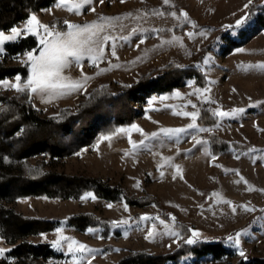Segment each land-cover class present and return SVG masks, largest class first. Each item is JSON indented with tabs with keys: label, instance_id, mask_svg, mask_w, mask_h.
I'll return each instance as SVG.
<instances>
[{
	"label": "rangeland",
	"instance_id": "obj_1",
	"mask_svg": "<svg viewBox=\"0 0 264 264\" xmlns=\"http://www.w3.org/2000/svg\"><path fill=\"white\" fill-rule=\"evenodd\" d=\"M58 4L56 0L33 14L57 31L67 30L65 21L81 26L103 24L100 35L113 38L116 55L105 46L104 56L95 66L85 56L79 66L65 69L68 82H80L84 88L49 101L48 97L18 93L3 85L5 80L15 83L17 74L24 82L30 71L22 63L25 53L40 47L14 53L9 44L21 38L6 41L0 46V62L27 67L28 72L0 78V94L28 97L41 116L59 120L78 114L104 93L124 91L166 68L194 73L183 76L182 83L171 90L133 100V119L119 126L112 124L91 143L65 156L42 152L25 158L29 166H39L44 172L98 178L118 189L117 199L87 190L78 197L31 194L8 201V206L26 216L56 222L53 228L26 237L54 250V255L39 258L36 264H74L76 259L81 264L88 259L91 264H118L133 253L177 250L182 252L179 259L166 264H239L243 259L264 258V68L259 67L264 65V0H168L167 4L164 0H91L88 4L68 0L73 9L80 5L78 12ZM30 16L13 27L23 28ZM245 16L247 21L235 27ZM101 17L112 19L108 23ZM11 28L0 31L10 35ZM235 109L244 111L234 117L213 115L214 111ZM193 111L199 112L196 121L184 115ZM193 123L197 128L179 137H152L163 128L188 129ZM132 125H138L143 134L119 131ZM106 135L112 139L101 140ZM193 136L202 143H196ZM129 137L138 145L144 143L133 151ZM88 193L95 199L82 200ZM244 205L254 210L245 211ZM232 207H236L235 212ZM86 215L90 218L84 226L72 221ZM143 216L158 217L166 227L158 220L139 221ZM122 220L129 224L119 223ZM151 223L157 224L154 238L147 235ZM169 229L180 236L166 234ZM192 231L200 233L198 242L185 244ZM237 233L241 234L240 249L246 258L240 257L228 240ZM60 235L93 251L70 255L66 241H62L63 249L57 250L51 244ZM219 240L225 247L221 254L197 256L192 250L197 244ZM21 241L12 243L0 231V248L12 251ZM11 251L6 258L0 257V264H21Z\"/></svg>",
	"mask_w": 264,
	"mask_h": 264
},
{
	"label": "trees",
	"instance_id": "obj_2",
	"mask_svg": "<svg viewBox=\"0 0 264 264\" xmlns=\"http://www.w3.org/2000/svg\"><path fill=\"white\" fill-rule=\"evenodd\" d=\"M56 0H0V29H9L19 21ZM38 45L35 36L21 38L9 44L10 52L23 51ZM23 71L27 67L6 65L0 62V78ZM194 72L166 68L159 75L143 78L119 93L105 95L87 104L78 114L64 119L40 115L28 97H10L0 94V231L10 242L22 241L11 251L21 264H36L39 258L54 255L49 244H33L26 237L53 228L55 221L24 215L13 207L11 201L23 195L78 197L87 190L100 196L118 198L117 187H111L98 178L70 176L58 172H44L39 166H29L25 158L42 153L65 156L107 133L109 126L126 124L136 114L133 100H142L155 91L171 90L182 83L183 76ZM90 216L74 217L72 221L84 226ZM225 247L221 240L197 244V256L209 252L221 254ZM181 251L166 254L138 252L123 257L118 264H166L178 260ZM239 264H264V258L241 260Z\"/></svg>",
	"mask_w": 264,
	"mask_h": 264
},
{
	"label": "snow or ice",
	"instance_id": "obj_3",
	"mask_svg": "<svg viewBox=\"0 0 264 264\" xmlns=\"http://www.w3.org/2000/svg\"><path fill=\"white\" fill-rule=\"evenodd\" d=\"M91 0H83V3L88 4ZM124 0H121L123 3ZM99 3H103V0H99ZM164 3L167 4L168 0H164ZM63 5L69 12L79 11L80 5H77L75 9L68 5V0H59L58 6ZM247 7V5H245ZM95 11L94 8L90 9ZM185 17H187V13H184ZM102 21H107L110 23L112 18H100ZM248 17H242L241 20L237 21L235 27H240L243 23L247 21ZM67 25L66 31H57L54 30L53 26L42 24L35 14L31 15L30 18L25 22L23 28L19 26L12 27L10 31V35H6L3 31H0V46H2L6 41L13 42L20 38H25L27 34H31L38 39V44L40 47L36 50H30L25 53L26 59L22 61V63L26 64L29 67V75L24 78V82L21 83L22 77L17 74L15 76V83H11L10 81H3V85L14 89L18 93H25L28 95H39L40 97H48L49 101L52 97L58 95H66L71 94L74 91H80L84 88V84L80 82H68L69 78L63 75L64 70L72 67L73 65L79 66L81 61L85 58V56L89 57L92 60L93 65L95 66L96 61L98 59H102L105 53V46L108 47L111 55L115 56V46L111 44V40L113 38L107 35H100L104 30L103 24H89V25H75L71 24L68 21L64 22ZM39 30H42L39 31ZM189 36L192 33L188 34ZM143 41H141L142 43ZM0 51H2V47H0ZM242 51V50H241ZM259 67L264 68V65H260ZM87 79V78H86ZM207 91V90H205ZM179 96V93H177ZM192 107H196V105H192ZM244 109H235L232 111H214L213 115L218 118L235 116L237 113H242ZM179 114V113H175ZM185 116H190L193 121L197 120L199 115L198 111L193 112H185ZM197 125L195 123L190 124L188 129L184 128H163L159 133H152V137L156 138L163 134L169 138L179 137L180 134L187 132L190 129H196ZM135 130L143 134V130L139 128L138 125H132L131 129H120V132ZM199 131H205V129H198ZM111 135H106L101 137V140H111ZM193 140H196V137H192ZM129 143L132 144L133 151H136L141 145H143V141L140 144H136L131 141L129 137ZM196 143H202L199 140H196ZM79 155V153H77ZM215 158V157H213ZM239 158V157H237ZM176 171L179 173V166H175ZM175 178V177H174ZM239 183V181H237ZM246 183V181H245ZM214 196L219 195L218 193H213ZM91 197L95 199V196L91 193L82 196L81 199H88ZM224 203H230L227 200L223 201ZM107 207L111 208L112 205L108 204ZM125 209H127V205H124ZM245 211H253L254 209L249 208L244 205L241 206ZM232 211H236V207H232ZM174 219V218H173ZM158 220L160 225H165V221L159 219L158 217H149L143 216L139 218V221H153ZM116 223V222H113ZM119 223L128 225V220H122ZM151 231L148 232V237L154 238L157 233V224L151 223L149 225ZM166 227V225H165ZM61 229H57V233H61ZM171 236H180V233L174 232L172 230H168L167 233ZM43 235V234H41ZM200 233L198 231H192L191 235L184 240L185 244L193 245L198 242V238ZM240 233H237L235 236H229L228 240L232 241L233 245L238 250V255L242 258H246L245 252L240 249ZM62 241H66V250L68 254L75 256L77 253L84 252H92V249L87 248V246L83 244H79L77 241L73 240L70 237H66L60 235L59 239L52 242L51 246L56 248L57 250H62L63 245ZM74 245H77L74 247ZM171 245H169L170 247ZM11 251V249L0 248V257H5L7 252ZM74 264H81L80 259H76ZM85 264H91V259L85 261Z\"/></svg>",
	"mask_w": 264,
	"mask_h": 264
}]
</instances>
